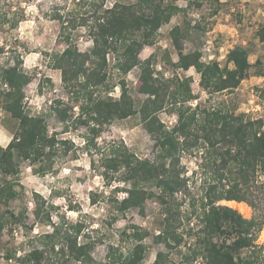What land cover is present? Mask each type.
Returning a JSON list of instances; mask_svg holds the SVG:
<instances>
[{
  "label": "trees",
  "instance_id": "obj_1",
  "mask_svg": "<svg viewBox=\"0 0 264 264\" xmlns=\"http://www.w3.org/2000/svg\"><path fill=\"white\" fill-rule=\"evenodd\" d=\"M176 1L113 2L103 10L102 4L95 0L87 1L93 8V23L88 25L92 46L80 51L72 45L69 33L63 36L65 47L53 55L52 66L60 70L61 80L72 94L68 104L60 98L51 100L48 111L56 113L64 129L69 127L71 118L87 124L89 134L83 139L84 149L100 154L101 174L107 183L122 181L125 184L113 187V191L125 193L114 200L116 211L134 207L142 213L146 199L156 198L164 217L154 239L172 249L179 247L185 237L187 251L180 252L185 264H264V240L257 241L264 225L263 119L235 113L222 102L192 104L189 101L196 96L189 76L155 75L154 54L145 59L138 56L144 45L153 44L159 27L182 9ZM80 24L86 25V19ZM183 35L178 25L169 30L178 55L174 65L184 70L194 67L199 73V85L209 96L235 89L248 75L252 64L248 60V48L243 44L230 48L227 63L221 66L216 60L201 61L199 50L184 53L180 43ZM256 37L264 44V16ZM109 52L114 53V67L120 74L136 66L139 68L134 90L146 97L138 107L124 79L120 80L118 98L94 95V88L105 85L108 78ZM30 81L31 76L19 60L0 67V107L17 120L11 139L4 147L0 146V206L4 207L19 194L15 187L19 185V161H28L35 173L43 175L52 170L58 147H68L69 143L57 132H49L46 114H30L25 109L23 89ZM256 92L264 105V85L257 87ZM81 97L83 101L77 104ZM75 105L76 114L72 110ZM161 110L176 114L174 124L168 126L160 120ZM136 112L154 140L151 158L138 156L123 141L98 145L97 137L104 124ZM181 153L196 158L191 175H199L202 192L190 197L187 212L178 217V204H174L177 193L184 196L191 193L190 177L183 174L185 170L179 164ZM33 195L31 211L35 221L48 224L51 229L36 233L31 238L36 244L18 256L17 263L91 264L94 239L86 236L82 220L68 222L62 216L57 222L53 221L52 206H44L45 200L39 201L37 192ZM222 200L245 202L252 209L251 217L246 218L236 208L220 203ZM26 214L25 209L17 214L11 210L0 212V237L5 228L13 229L9 226L11 221L23 223ZM182 222H186V228L177 231ZM131 227L130 236L135 240L132 249L125 256L112 255L109 263L140 264L143 261L144 233ZM81 236L83 240L79 241ZM13 255L14 251L8 250L3 257L9 259ZM165 256L157 252L152 264H161Z\"/></svg>",
  "mask_w": 264,
  "mask_h": 264
},
{
  "label": "rangeland",
  "instance_id": "obj_2",
  "mask_svg": "<svg viewBox=\"0 0 264 264\" xmlns=\"http://www.w3.org/2000/svg\"><path fill=\"white\" fill-rule=\"evenodd\" d=\"M87 1L90 0H0V67L17 63L18 60L21 62V67L31 76V81L23 89L25 109L30 114H46L49 132H57L59 137L69 140L68 147H58L53 157L52 170L43 175L35 173L34 166L28 161H19V185L15 186L19 194L8 206H0V212L8 213L11 210L17 214L25 209L27 214L23 223L11 221L9 226L13 229L8 227L3 230L0 237V264H18L16 258L36 244L31 238L36 233L51 229L50 225L37 223L34 219L31 211L34 192L40 195L39 201L45 200L44 206H52L53 221L57 222L62 216L68 222L82 220L86 236L94 239L91 264H112L109 263L112 255L115 258L119 254L127 255L135 243L130 236L131 226L144 233L141 242L146 250L140 264H152L159 251L166 255L161 264H185L180 253L187 251L185 237L179 247L172 249L154 239L164 217L161 204L156 198L152 196L146 199L142 213L134 207L124 212L116 211L114 200L120 199L125 193L115 192L113 187L125 184L122 181L107 183L101 174L102 168L98 161L100 154L93 149H84L83 139L89 134L87 124L71 118L69 127L64 129V123L59 121L56 113L48 111L51 100L60 98L68 104L72 94L62 82L60 70L52 66L53 55L65 47L63 36L69 33L72 45L80 51H86L92 46L88 25L93 23V8ZM136 1L95 0L97 4H102V10L113 2L130 4ZM176 3L182 9L159 27L153 44L144 45L138 54L139 58L145 59L154 54L152 64L155 75L164 78L189 76L192 92L196 96L189 101L192 104L222 102L235 113L262 118L264 128V105L256 92L257 87L264 85V44L256 37V30L264 16V0H177ZM83 18L86 19V25L80 24ZM197 24L199 27H196ZM175 25L180 26L184 34L180 38L182 51L188 53L199 50L203 62L216 60L223 66L227 63L226 54L230 48L236 44L246 46L248 60L252 64L248 75L235 89L209 96L199 85V73L194 67L184 70L174 65L178 55L169 30ZM113 56V52L107 54L108 78L105 85L94 88V95L118 98L120 80L124 79L128 93L138 107L146 97L134 90L139 68L133 67L122 75L114 67ZM256 59L259 63H255ZM81 101L82 97L77 104ZM72 110L76 114V105ZM158 116L168 126L174 124L176 119L175 113L165 110H161ZM16 127L17 120L0 107V146L4 147L8 143ZM112 140L123 141L140 157L153 156L154 140L138 112L103 125L97 137L98 145L102 146ZM179 164L185 170L183 174L190 177V195L177 193L174 200V204H178V217H183L188 210L190 197L201 194L202 188L199 175H191V170L197 164L196 158L181 153ZM227 201L222 200L220 203L236 208L246 218L251 217L252 209L248 204L244 202L247 209H240L231 200ZM185 228L186 222H182L177 231ZM82 238L78 240L82 241ZM263 240L264 225L257 238L259 242ZM8 250L14 251V255L6 259L3 256Z\"/></svg>",
  "mask_w": 264,
  "mask_h": 264
},
{
  "label": "bare ground",
  "instance_id": "obj_3",
  "mask_svg": "<svg viewBox=\"0 0 264 264\" xmlns=\"http://www.w3.org/2000/svg\"><path fill=\"white\" fill-rule=\"evenodd\" d=\"M230 202L231 203H235L238 207H240V209H247V206H246V204L244 202H236L234 200H231Z\"/></svg>",
  "mask_w": 264,
  "mask_h": 264
}]
</instances>
